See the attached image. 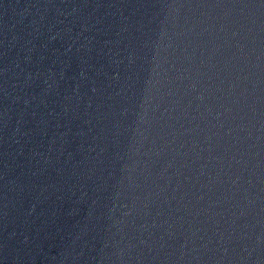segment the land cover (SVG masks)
<instances>
[{
    "label": "water",
    "instance_id": "1",
    "mask_svg": "<svg viewBox=\"0 0 264 264\" xmlns=\"http://www.w3.org/2000/svg\"><path fill=\"white\" fill-rule=\"evenodd\" d=\"M0 264H264V0H0Z\"/></svg>",
    "mask_w": 264,
    "mask_h": 264
}]
</instances>
